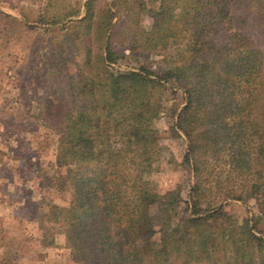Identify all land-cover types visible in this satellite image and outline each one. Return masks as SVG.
I'll return each instance as SVG.
<instances>
[{"label":"trees","instance_id":"16d2710c","mask_svg":"<svg viewBox=\"0 0 264 264\" xmlns=\"http://www.w3.org/2000/svg\"><path fill=\"white\" fill-rule=\"evenodd\" d=\"M115 1L126 2L127 12L134 9L126 8L127 0ZM169 1L148 12L150 31L124 46L143 54L171 48L174 54L163 60L169 64L158 73L109 70L124 56L112 47L113 30L108 41L114 18L109 8L97 20L89 0L85 16L73 22L81 63L54 116L59 133L55 165L72 173L57 188L69 186L74 198L67 208L51 206V219L64 229L81 264H264V238L251 233L247 220L238 226L218 206L204 215L199 210L172 216L168 206L174 201L161 210V198L141 180L155 156H148L150 149L156 152L149 126L161 106L153 93L167 84L182 97L173 116L187 139L184 162L195 177L192 192L200 189L203 166L196 155L203 152L229 165L225 179L234 177L237 189L229 190L227 199L246 204L258 198L264 189V0H238L237 6L244 7L240 15L229 13L231 0L204 5L194 0L193 8L183 5L176 15ZM253 6L260 17L255 39L247 34ZM176 24L184 33L180 46H173L178 39L170 27ZM126 164L137 171L129 183L122 175ZM154 205L158 215L151 211Z\"/></svg>","mask_w":264,"mask_h":264},{"label":"rangeland","instance_id":"374dc122","mask_svg":"<svg viewBox=\"0 0 264 264\" xmlns=\"http://www.w3.org/2000/svg\"><path fill=\"white\" fill-rule=\"evenodd\" d=\"M88 1L0 0V264H81L67 244L64 229L51 219L50 207L67 208L74 198L69 186L57 188L59 180L72 173L67 167L55 165L59 133L54 114L81 63L82 50L75 39L77 30L72 26L85 16ZM127 1L126 8L128 4L134 7L131 12L124 8L126 2L118 5L115 0H91L90 7L97 20L106 7L114 15L108 41L113 30L112 47L117 52L124 51L123 58L108 65L109 70L115 73L144 69L158 73L169 64L163 60L174 54L171 48L143 54L139 49L130 53L124 46L132 38L140 40L143 33L151 30L153 20L148 12L157 9L161 0ZM209 1L204 0L203 5ZM169 2L175 6V15L183 5L194 6V0ZM235 2L238 0L228 2L229 13L243 14V5L237 6ZM255 8L249 10L250 16L248 13L250 28L245 26L252 39L256 38L260 18ZM170 29L178 39L173 46H180L182 25ZM153 95L161 106L151 125L148 123L157 138L156 152L150 149L148 156H155L141 180L159 195L161 210L163 203L171 201L174 202L168 210L172 216L175 213L188 216L199 210L204 215L218 206L238 226L247 220L251 233L263 239L264 189L256 200H248L246 204L227 199L229 190L237 189L234 177L228 182L225 179L230 173L229 165L223 157L211 161L209 153L198 152L196 159L204 168L199 175L200 189L197 194L192 192L195 177L190 165L184 162L188 143L175 128L173 116L182 103L181 94L166 84ZM128 166L122 169V175L129 183L137 171L132 173ZM126 191L127 196L131 195L130 188ZM151 211L158 215V206H152ZM218 254H222L221 249Z\"/></svg>","mask_w":264,"mask_h":264}]
</instances>
